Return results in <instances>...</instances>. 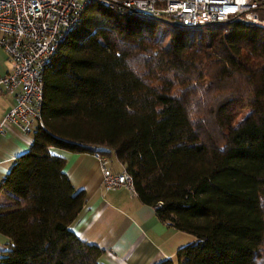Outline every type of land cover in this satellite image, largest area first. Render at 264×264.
I'll use <instances>...</instances> for the list:
<instances>
[{"label":"trees","instance_id":"16d2710c","mask_svg":"<svg viewBox=\"0 0 264 264\" xmlns=\"http://www.w3.org/2000/svg\"><path fill=\"white\" fill-rule=\"evenodd\" d=\"M91 1L44 73L42 124L0 182V264H98L52 153L115 157L196 241L157 264H264V29L172 25Z\"/></svg>","mask_w":264,"mask_h":264},{"label":"built area","instance_id":"2783aa9c","mask_svg":"<svg viewBox=\"0 0 264 264\" xmlns=\"http://www.w3.org/2000/svg\"><path fill=\"white\" fill-rule=\"evenodd\" d=\"M93 0H0V48L11 69L0 76V91L14 93L15 103L0 121L31 134L42 124L44 73ZM112 10L198 28L242 22L264 29V0H99ZM106 190L126 188L135 194L132 177L115 173L110 160L94 154ZM136 195V194H135Z\"/></svg>","mask_w":264,"mask_h":264},{"label":"crops","instance_id":"0c3cea01","mask_svg":"<svg viewBox=\"0 0 264 264\" xmlns=\"http://www.w3.org/2000/svg\"><path fill=\"white\" fill-rule=\"evenodd\" d=\"M10 69V61L0 48V76ZM14 103V93L0 91V121ZM31 140V134L6 125L0 135V182L15 158L28 151ZM52 153L65 158V172L73 188L85 193L84 208L71 228L83 241L103 250L98 264H157L175 259L180 249L196 241L195 236L161 222L155 209L141 203L128 189H104L95 155L61 149H52ZM110 163L113 172H122L119 164ZM6 242L0 234V255Z\"/></svg>","mask_w":264,"mask_h":264},{"label":"rangeland","instance_id":"374dc122","mask_svg":"<svg viewBox=\"0 0 264 264\" xmlns=\"http://www.w3.org/2000/svg\"><path fill=\"white\" fill-rule=\"evenodd\" d=\"M161 24L164 28H170L171 24L174 25L176 23H172L171 21H161ZM177 25V24H176ZM111 161L114 165L118 166V162L116 161L115 157H111Z\"/></svg>","mask_w":264,"mask_h":264}]
</instances>
